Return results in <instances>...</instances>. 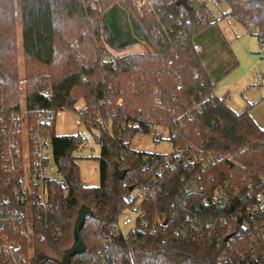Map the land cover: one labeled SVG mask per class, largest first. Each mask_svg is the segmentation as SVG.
Instances as JSON below:
<instances>
[{"label": "trees", "instance_id": "16d2710c", "mask_svg": "<svg viewBox=\"0 0 264 264\" xmlns=\"http://www.w3.org/2000/svg\"><path fill=\"white\" fill-rule=\"evenodd\" d=\"M23 1L24 5L32 1L30 9L38 17V0ZM226 1L232 10L225 15H233L247 29L257 28L263 43L264 0ZM19 2L0 0V107L7 112L21 105ZM46 2L42 12L51 27L53 59L93 24L116 51L136 43L149 50L114 58L102 49L72 72L25 53L28 117L37 118L43 111L53 115L54 157L67 184L37 230L34 264H217L227 248L223 229L217 226L203 238L184 237L183 202L202 204L205 196L211 201L224 183L244 192L249 181L264 177V129L249 108L236 112L227 102L229 94L215 93L218 81L238 64L222 62L221 49L230 57L234 54L217 20L210 19L200 0H187L188 6L179 0H158L155 13L142 11L136 0ZM81 99L85 105L78 108ZM65 109L79 115L100 147L98 186L86 185L80 175L76 152L84 138L55 132L56 114ZM154 124L169 131L173 149L189 147L218 158L211 164L177 162L171 169L166 166L169 154L134 150L133 139L149 133ZM228 155L232 160L224 158ZM116 165L127 169L123 178L115 174ZM138 189L155 191L140 204L142 217L150 224L158 222L155 232L141 223L127 233L118 226L128 198ZM83 206L93 212L85 216L81 228L83 249L65 262ZM263 224L261 215L257 225Z\"/></svg>", "mask_w": 264, "mask_h": 264}, {"label": "built area", "instance_id": "2783aa9c", "mask_svg": "<svg viewBox=\"0 0 264 264\" xmlns=\"http://www.w3.org/2000/svg\"><path fill=\"white\" fill-rule=\"evenodd\" d=\"M136 2L142 11L156 12L158 0ZM204 3L221 7L227 1L205 0ZM231 10L228 7L226 13ZM52 116L43 111L37 118L29 119L26 104L9 112L0 107V264H34L33 240L37 230L67 189L54 157L50 132ZM159 128L154 124L150 130L157 139L161 137ZM87 145L84 139L82 147ZM169 155L166 166L171 169L177 162L196 164L204 160L205 164H211L218 158L212 153L205 157L189 147H176ZM224 158L232 160L230 155ZM193 187L198 195L195 185ZM150 195L154 196L155 191H134L128 198L129 206L119 216V228H133L141 223L149 226L152 232L157 230L158 222L150 224L142 217L140 208ZM183 206L184 237L203 238L211 236L217 226L223 229L227 248L217 264H264V224L262 228L257 225V218L264 215L263 176L259 182L249 181L244 192L224 183L213 193L211 201L205 196L202 204L186 201ZM228 235L231 237L226 241Z\"/></svg>", "mask_w": 264, "mask_h": 264}, {"label": "rangeland", "instance_id": "374dc122", "mask_svg": "<svg viewBox=\"0 0 264 264\" xmlns=\"http://www.w3.org/2000/svg\"><path fill=\"white\" fill-rule=\"evenodd\" d=\"M200 1L205 2V0ZM38 5V17H36L35 10L30 9L32 1L24 5V1L20 0L18 4L17 30L22 80L21 105H25L24 55L26 52H32L43 57L44 60H48L50 65L66 72L68 69H75V66L80 67L89 63L92 55L102 49H107L108 56L114 58L128 53L149 50L145 44L136 43L122 51H116L104 43L98 25L93 24L61 55L53 59L51 58V44L49 42L51 27L42 12V9L45 8L43 6L47 8V2L46 0H38ZM228 7H230L228 3L221 7L207 4L210 19L217 20L219 29L235 56L230 57L226 51L221 49L220 53L225 58L222 62L226 66L238 63L218 81L216 90L218 89L220 97L229 94L227 102L234 111L241 112L249 108L251 112L257 111L260 115H264V84L261 80L264 76V45L257 36V28L247 29L233 15H225ZM44 18L45 20H43ZM207 63L210 64L211 60H207ZM261 99L259 105H251ZM84 105L82 99L77 103L78 108H82ZM158 131L161 134L159 139L155 137L153 132L138 134L132 141V148L143 153L170 154L173 151V144L169 140V131L164 127H160ZM55 132L57 135H80L88 142L87 146L81 147L76 152L80 175L86 185H100L98 160L100 147L95 143L91 131L81 121L79 115L68 109L58 111L55 117ZM130 228L131 226H123L122 230L127 233Z\"/></svg>", "mask_w": 264, "mask_h": 264}, {"label": "water", "instance_id": "95a60500", "mask_svg": "<svg viewBox=\"0 0 264 264\" xmlns=\"http://www.w3.org/2000/svg\"><path fill=\"white\" fill-rule=\"evenodd\" d=\"M180 3L184 4L185 6H188V2L187 0H179ZM115 174L120 177L123 178L126 174H127V169H122L120 168L118 165L115 166ZM92 215L93 212L90 208L88 207H82L79 211V215L78 218L75 222V226H74V244L73 246L67 251V258L65 262H68L70 260V258L77 254L78 252H80L83 249V238L81 235V228L84 225V220H85V216L86 215ZM242 222V219H239V223ZM231 237V235H228L225 240L227 241L229 238Z\"/></svg>", "mask_w": 264, "mask_h": 264}, {"label": "crops", "instance_id": "0c3cea01", "mask_svg": "<svg viewBox=\"0 0 264 264\" xmlns=\"http://www.w3.org/2000/svg\"><path fill=\"white\" fill-rule=\"evenodd\" d=\"M79 66H75V69L73 70H67L66 72H72L75 71ZM264 78V76L261 78V80ZM262 84H264L262 82ZM215 93L218 95V89L215 90ZM262 99L259 101H255L253 104H251L252 106H257L261 103ZM251 116L254 118V120L257 122V124L264 129V115H260L257 111H250ZM84 181V180H83ZM86 184V183H85Z\"/></svg>", "mask_w": 264, "mask_h": 264}]
</instances>
